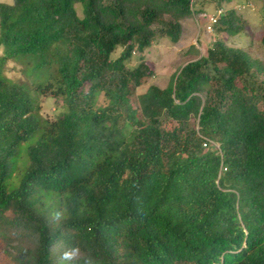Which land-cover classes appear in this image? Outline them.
Segmentation results:
<instances>
[{"label": "trees", "instance_id": "16d2710c", "mask_svg": "<svg viewBox=\"0 0 264 264\" xmlns=\"http://www.w3.org/2000/svg\"><path fill=\"white\" fill-rule=\"evenodd\" d=\"M196 2L0 3V264H264V61L216 40L141 94L154 70L128 65L180 42ZM247 26L227 9L215 32ZM21 56L59 75L10 81ZM39 94L62 103L53 121Z\"/></svg>", "mask_w": 264, "mask_h": 264}, {"label": "rangeland", "instance_id": "374dc122", "mask_svg": "<svg viewBox=\"0 0 264 264\" xmlns=\"http://www.w3.org/2000/svg\"><path fill=\"white\" fill-rule=\"evenodd\" d=\"M13 1L0 0V3L12 4ZM203 2L205 4H202ZM195 5L196 11L201 6L204 11L202 14L195 12L196 14L185 18L180 42L173 43L167 37L159 38L144 53L136 52L128 62V65L136 66L144 59L154 70V76L138 89L137 94L144 93L151 84H156L162 88L166 87L173 74L180 67L207 55V50L212 47L216 40H222L232 47L246 48L255 58L264 61V44L262 43L264 37V0H197ZM217 5L223 6L225 10L236 9L248 21L246 32L235 36L207 32L205 29L206 16L213 14ZM77 11L80 16H83V9L80 4L77 5ZM2 52L0 50V56L3 54ZM121 52L122 48L118 47L112 57L117 58ZM37 62V58L31 56H21L9 60L5 67V75L10 81L28 82L31 85L59 75L56 63L36 69ZM37 101L43 120L53 121L62 111V103L51 97L50 94H39ZM106 102L104 96L100 95L98 104L105 105ZM25 147L26 145H23V148ZM26 160L27 157L23 155L17 160L14 172L9 179L10 185H18L22 171L27 165Z\"/></svg>", "mask_w": 264, "mask_h": 264}, {"label": "built area", "instance_id": "2783aa9c", "mask_svg": "<svg viewBox=\"0 0 264 264\" xmlns=\"http://www.w3.org/2000/svg\"><path fill=\"white\" fill-rule=\"evenodd\" d=\"M196 2L197 0H193V2ZM226 13V10L224 7H218L216 8L215 12L209 16H206V25L205 29L209 33H214L215 32V26L219 23V20L222 16H224ZM207 143H205V146Z\"/></svg>", "mask_w": 264, "mask_h": 264}, {"label": "crops", "instance_id": "0c3cea01", "mask_svg": "<svg viewBox=\"0 0 264 264\" xmlns=\"http://www.w3.org/2000/svg\"><path fill=\"white\" fill-rule=\"evenodd\" d=\"M202 4H205V2H203ZM219 7H223V6H219ZM215 8H218V6H217V7H215ZM202 13H203V12H201V14H202ZM201 14H200V15H201Z\"/></svg>", "mask_w": 264, "mask_h": 264}, {"label": "clouds", "instance_id": "9594fccd", "mask_svg": "<svg viewBox=\"0 0 264 264\" xmlns=\"http://www.w3.org/2000/svg\"><path fill=\"white\" fill-rule=\"evenodd\" d=\"M205 143H207V142H204V146H205ZM208 144V143H207ZM217 145V144H216ZM207 146V145H206ZM217 147H219L218 145H217Z\"/></svg>", "mask_w": 264, "mask_h": 264}]
</instances>
